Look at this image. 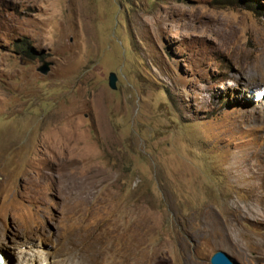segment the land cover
<instances>
[{"label":"rangeland","instance_id":"1","mask_svg":"<svg viewBox=\"0 0 264 264\" xmlns=\"http://www.w3.org/2000/svg\"><path fill=\"white\" fill-rule=\"evenodd\" d=\"M217 251L264 264V0H0L8 263Z\"/></svg>","mask_w":264,"mask_h":264},{"label":"water","instance_id":"2","mask_svg":"<svg viewBox=\"0 0 264 264\" xmlns=\"http://www.w3.org/2000/svg\"><path fill=\"white\" fill-rule=\"evenodd\" d=\"M51 69V63L49 62H44L38 69V71L43 74L46 75L49 73ZM117 78L114 74H111L109 76V86L111 89L116 90L117 86ZM4 262L3 259V255L0 252V264H2ZM211 264H237L230 255H228L226 252L224 251H217L211 258Z\"/></svg>","mask_w":264,"mask_h":264},{"label":"bare ground","instance_id":"3","mask_svg":"<svg viewBox=\"0 0 264 264\" xmlns=\"http://www.w3.org/2000/svg\"><path fill=\"white\" fill-rule=\"evenodd\" d=\"M3 259H4V262L2 263V264H9L8 263V261L3 257ZM35 262V261H34ZM43 262H44V260H43ZM33 263V262H32Z\"/></svg>","mask_w":264,"mask_h":264}]
</instances>
